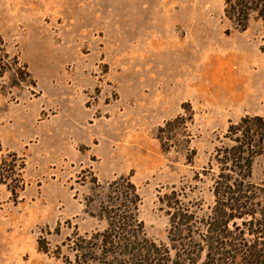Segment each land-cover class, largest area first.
Instances as JSON below:
<instances>
[{"label": "rangeland", "instance_id": "1", "mask_svg": "<svg viewBox=\"0 0 264 264\" xmlns=\"http://www.w3.org/2000/svg\"><path fill=\"white\" fill-rule=\"evenodd\" d=\"M224 9V0H0L4 50L35 83L0 79V166L6 159L24 182L14 196L19 178L0 177V264L72 258L68 238L107 227L95 188L104 195L120 177L134 184L135 218L156 244L170 246L171 193L209 212L216 181L237 176L222 162L236 147L229 129L264 119V21L252 11L241 30ZM177 117L188 121L166 141L159 129ZM250 181L264 184V157Z\"/></svg>", "mask_w": 264, "mask_h": 264}, {"label": "trees", "instance_id": "2", "mask_svg": "<svg viewBox=\"0 0 264 264\" xmlns=\"http://www.w3.org/2000/svg\"><path fill=\"white\" fill-rule=\"evenodd\" d=\"M224 3L225 16L241 30L246 28L252 11L264 21V0H224ZM3 45L0 40V79L7 76L10 87L28 86V79L29 84L35 86L27 67L7 53ZM187 121L177 117L160 128L159 133L166 141H171L176 126ZM229 132L236 147L223 151L222 162H231L229 170L237 176L226 175L223 181H216L214 203L201 217L196 211L201 210L200 203L183 205L178 198L171 197L175 192L170 194L167 202L173 212L169 247L144 236L135 218L139 201L136 188L129 177H120L106 185L104 195L97 187L94 190V197L101 199L98 201L99 216L106 220L107 227L90 237L75 233L68 238L66 245L72 258L64 256L63 264H197L202 253L201 264H264V184L250 181L254 158L264 157V119L245 117ZM8 157L13 162L17 156L8 154ZM6 163L4 159L0 166L1 182L9 174L16 175L19 178L16 185H8V188L17 196L16 188L20 184L23 189L24 182L14 165ZM94 184L99 186L96 179ZM44 243L38 241V249L47 253Z\"/></svg>", "mask_w": 264, "mask_h": 264}]
</instances>
